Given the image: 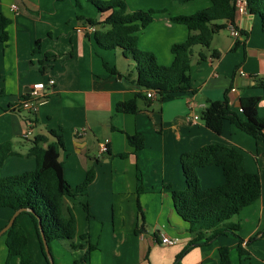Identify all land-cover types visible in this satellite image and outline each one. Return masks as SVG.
Masks as SVG:
<instances>
[{
  "label": "crops",
  "instance_id": "obj_1",
  "mask_svg": "<svg viewBox=\"0 0 264 264\" xmlns=\"http://www.w3.org/2000/svg\"><path fill=\"white\" fill-rule=\"evenodd\" d=\"M139 1L143 4L134 8L124 0L127 11L165 12L156 14L138 33V48L152 53L159 65L169 66L173 61L171 46L187 38V29L171 22L170 16L192 15L208 8L210 2ZM79 5L75 0H0V15L9 21L4 29L7 39L0 41V145L9 142L14 152L4 160L0 177L33 171L35 160L27 153L36 137L47 138V143L39 144L42 148L55 143L57 138L51 132L62 138L59 161L70 187L81 184L89 169L94 172L86 192L65 201L76 220L75 243H89L95 250L81 262L84 249L69 251L55 241L50 244L53 263L221 264L219 249L227 248L230 264H264V145L228 121L216 135L200 119L211 101L226 98L230 108L239 112L241 100L251 97H262L257 114L264 117V90L256 85V80L264 78L260 17H235L243 33L238 46L227 29L217 32L210 44L211 50L219 52L217 59L202 50L206 55L202 60L198 57L201 48L193 49L189 75L194 93L163 102L152 99L149 106L139 102L136 113L124 114L116 112V104L141 91L133 82L136 76L129 72L134 63L119 49L108 52L95 46L94 31L85 19L99 22L103 15L85 0H79ZM46 54L55 57L45 58ZM104 62L117 74L109 75ZM49 79L54 81L53 89L36 113L20 109L30 85ZM29 129L31 135L24 138ZM135 134L144 139L143 149L136 152L127 142V136ZM106 141L108 151L100 153ZM209 144L235 148L242 154L245 170L260 178L259 199L235 219L246 252L242 257L237 252L239 242L228 235L179 257L190 240L188 225L177 215L171 196L172 191L185 187L180 156ZM120 154L126 157L120 158ZM196 173L204 189L224 182L218 166L198 168ZM13 213L0 209V230ZM17 223L25 233L31 264H47L30 217L21 215ZM162 235L176 238L177 243L163 245ZM6 257L2 234L0 264ZM9 264H19V258L13 257Z\"/></svg>",
  "mask_w": 264,
  "mask_h": 264
},
{
  "label": "trees",
  "instance_id": "obj_2",
  "mask_svg": "<svg viewBox=\"0 0 264 264\" xmlns=\"http://www.w3.org/2000/svg\"><path fill=\"white\" fill-rule=\"evenodd\" d=\"M75 1L79 8V0ZM85 1L103 15L99 22L85 19L89 27H95L93 33L95 46L108 52L119 49L125 58L134 63L136 77L133 82L141 87V91L132 99L116 104V112L124 114L136 113L139 102L146 106L152 104L153 101L146 97L148 91L154 92V99L158 102L173 99L180 94L194 93L195 89L189 75L193 49L201 48L198 57L202 60L206 58L202 50L209 52L212 59H217L219 52L210 49L212 37L220 30L226 29V22H233L236 17L235 0H208L210 2L208 8L192 15L170 16L171 22L183 25L187 29V38L183 43L171 46L173 61L169 66H162L157 63L152 53L138 48L137 37L138 33L153 21L154 16L164 13V10L128 12L123 0ZM247 3L248 14L260 17L264 31V0H247ZM8 24L9 21L0 15V41L7 39L4 29ZM242 34L241 32L243 38ZM241 40L236 41V46ZM53 57L55 56L45 55V58ZM103 65L109 75L117 74L114 67H109L106 62ZM256 85L264 90V78L256 80ZM27 95H24L23 99L27 98ZM261 99L262 97L242 99L239 112L230 108L226 98L211 101L202 111L200 119L204 126L216 135L221 133L223 122L228 121L264 145V117L257 114V106ZM51 134L57 138L56 142L48 143L45 148L39 144L47 143V138L41 136L33 140V146L27 153V156L35 160L33 171L0 177V209H10L13 212L24 208L32 210V213L22 212L19 216L27 215L32 220L47 264L49 263L44 253L38 219L49 250L52 242H65L69 251L84 249L80 261L85 262L95 247L89 243L83 245L75 243L76 220L72 208L65 200L85 193L94 179V172L89 169L81 184L70 187L64 179L63 166L59 161L60 151L64 148L62 138L53 132ZM127 142L135 152L143 149L144 139L141 134L127 136ZM13 155L9 142L1 144L0 168L4 160ZM119 157L125 158L126 154H120ZM180 164L185 187L172 191L171 196L177 215L188 225L190 240L179 257L191 248L209 245L221 236L228 234L236 236L241 226L233 219L241 210L255 203L261 195L259 176L245 170L242 154L235 148L221 144L205 145L183 153L180 156ZM210 166L221 168L224 182L219 186L204 189L200 186L196 170ZM83 208L87 211L86 205H83ZM18 217L3 234L7 248L4 264H9L13 257L19 258V264H31L26 236L17 223ZM253 240L254 238L250 239L249 243ZM241 242L239 240L237 252L242 257L246 252L242 249ZM219 256L221 264H230L229 249L220 248Z\"/></svg>",
  "mask_w": 264,
  "mask_h": 264
},
{
  "label": "built area",
  "instance_id": "obj_3",
  "mask_svg": "<svg viewBox=\"0 0 264 264\" xmlns=\"http://www.w3.org/2000/svg\"><path fill=\"white\" fill-rule=\"evenodd\" d=\"M235 11L236 17L246 16L248 14V3L247 0H235ZM13 10H16V7H12ZM227 30L229 31L232 38L235 40L242 39L241 32L233 22H226ZM90 30L94 31L93 27H89ZM54 86V81L52 79L47 80L46 82H38L30 85L27 98L23 99L19 103L20 109L27 111L31 114H35L38 108L39 103L45 101L52 91ZM146 97L148 99H154L155 94L152 91L146 92ZM31 135L30 129L26 131L23 135L24 138H29ZM100 153L107 152V141L100 147ZM161 243L166 246H173L177 243L176 238H170L168 236H161Z\"/></svg>",
  "mask_w": 264,
  "mask_h": 264
},
{
  "label": "water",
  "instance_id": "obj_4",
  "mask_svg": "<svg viewBox=\"0 0 264 264\" xmlns=\"http://www.w3.org/2000/svg\"><path fill=\"white\" fill-rule=\"evenodd\" d=\"M27 92H29V89L27 90ZM22 212L32 213V210L24 208V209H19V210L15 211L13 213V215L11 216L10 220L8 221L7 225L3 229L0 230V236L2 234H4L12 226V224H13L14 220L16 219V217ZM38 227H39V233H40V237H41L43 248H44V253L46 255L48 263L49 264H54L52 256L50 254V250H49L48 244H47V242L45 240V237L43 235V232L41 230V222H40L39 219H38Z\"/></svg>",
  "mask_w": 264,
  "mask_h": 264
},
{
  "label": "rangeland",
  "instance_id": "obj_5",
  "mask_svg": "<svg viewBox=\"0 0 264 264\" xmlns=\"http://www.w3.org/2000/svg\"><path fill=\"white\" fill-rule=\"evenodd\" d=\"M124 1V0H123ZM141 4H143V1H139V0H129V6L130 7H134V8H136L137 6H139V5H141ZM148 5H152V4H148ZM195 48H197V47H195ZM194 48V49H195ZM114 54V53H113ZM117 56V58H118V61H120V59H121V54L119 53V54H116ZM121 66H122V68L124 69V70H126V65L125 64H123V62H122V64H120ZM129 72H132L131 73V75L132 74H134V77L136 76L135 75V70H134V68H132V69H130V71ZM236 218H234L233 219V221H235L236 222V220H235ZM237 234V233H236ZM228 236L229 237H231L232 239H234L237 243L239 242V238L238 237H236L235 235H233V234H228ZM238 236H239V234H238ZM255 240H253L250 244H252L253 242H254ZM61 245H63V246H67V243H65V242H62L61 243ZM50 254H51V252H50ZM52 256V255H51ZM12 259V258H11ZM11 259H10V261H11Z\"/></svg>",
  "mask_w": 264,
  "mask_h": 264
}]
</instances>
